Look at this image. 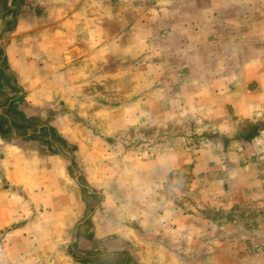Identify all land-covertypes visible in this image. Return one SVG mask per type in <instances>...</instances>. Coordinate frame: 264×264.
Instances as JSON below:
<instances>
[{"label":"rangeland","instance_id":"1","mask_svg":"<svg viewBox=\"0 0 264 264\" xmlns=\"http://www.w3.org/2000/svg\"><path fill=\"white\" fill-rule=\"evenodd\" d=\"M11 45L45 66L52 104L19 95L7 107ZM261 108L264 0H0V161L13 135L35 157L29 180L11 159L0 170V264L173 263L149 240L183 264H264ZM180 156L145 209L183 214L187 233L151 239L138 231L136 170Z\"/></svg>","mask_w":264,"mask_h":264},{"label":"crops","instance_id":"2","mask_svg":"<svg viewBox=\"0 0 264 264\" xmlns=\"http://www.w3.org/2000/svg\"><path fill=\"white\" fill-rule=\"evenodd\" d=\"M21 44V43H20ZM22 46V45H21ZM12 45L9 46V48L5 49V60H6V66L3 71V77L5 81L3 82V85L5 86L3 88L4 93L3 96H6L7 99V107H11L13 104V99L17 98L19 95L23 96L25 101L30 103V107L32 108H39L40 106H44L47 104H52L54 101V98H57V92L54 93L52 89H44L43 85L50 86L51 79L48 78L50 74L47 76V80L42 78V74L46 68L40 67L39 62H37L35 57L32 55L23 54L22 52L16 53L14 55L15 50H12ZM44 70V71H43ZM14 77L18 87L15 88V97L10 94V91H14L13 87L11 86V80L10 77ZM46 76V75H45ZM47 86V88H48ZM6 100V99H5ZM13 100V101H12ZM262 112H264V108H261ZM248 111V110H247ZM251 113H247L244 117L245 119L251 118ZM44 130H48V126L46 124H43L41 126ZM41 128V129H42ZM261 130V129H259ZM258 130V131H259ZM257 131V132H258ZM5 138V137H3ZM14 138H17L16 135L10 136V138H5L2 144V150L3 153H5L4 159L0 161V170H3V172H9V161L13 160L11 166H12V173L18 172L21 168V173H26L28 175V180L30 177V168L31 164L34 160V156L29 154V151L26 150L27 146L30 144L32 145V142H22L19 143L18 140H14ZM29 139V138H27ZM46 140H49V136L46 137ZM46 141V142H47ZM1 142V141H0ZM46 147V146H45ZM30 150V148H29ZM42 155L41 157L46 159L47 164L51 163H58L59 160L62 158V155L58 152H53V149H50L48 147L45 148V151H41ZM203 158V156H202ZM11 159V160H10ZM48 159V160H47ZM178 162V163H177ZM168 164L161 165L159 164V168L157 167L154 170L151 171H145L144 169L137 168L136 170V177L137 182L134 184L135 191H137L139 202H138V210L139 217H136L137 220H139L138 225V231L139 232H145L147 234V237L156 238V237H167V239H170V237L174 240L179 239L182 237V235H186L187 233V218L183 214L178 215L175 211L169 212L170 214L167 216L159 215L156 216L157 219H147L146 218V209L149 208L150 203L152 201H156V190H157V182L156 178L157 176H168L172 172V170L179 169L182 167L185 163H183L182 156L175 161V163H169ZM198 162L194 164L193 172L198 173ZM42 172V171H41ZM55 171L48 170L42 172L44 175H51ZM56 173V172H55ZM23 187L25 186L24 183H21ZM151 192V194H150ZM153 197V200H152ZM155 197V198H154ZM6 220H0V228L5 224ZM129 229V228H127ZM125 230V229H124ZM126 232L129 234L131 233L130 229L125 230L123 235L126 234ZM137 234V231H136ZM135 234V236H136ZM170 236V237H169ZM143 246L146 248L145 251H149V253H155V254H167L169 255V259L171 258V264H183L181 259L177 258L178 252L174 249L175 247H172L173 245H161V244H153V241L150 242L146 241L142 243ZM173 257V258H172ZM148 261V264H161L160 259H156L155 256L152 258H147L145 262ZM147 264V263H145Z\"/></svg>","mask_w":264,"mask_h":264},{"label":"trees","instance_id":"3","mask_svg":"<svg viewBox=\"0 0 264 264\" xmlns=\"http://www.w3.org/2000/svg\"><path fill=\"white\" fill-rule=\"evenodd\" d=\"M255 129H256V130L254 131L252 137H254V136L256 135V132H257V130L259 129V126H257ZM246 138H248V137H246Z\"/></svg>","mask_w":264,"mask_h":264}]
</instances>
